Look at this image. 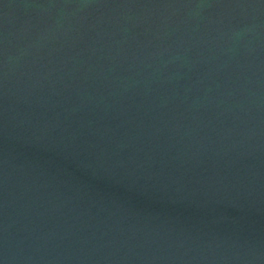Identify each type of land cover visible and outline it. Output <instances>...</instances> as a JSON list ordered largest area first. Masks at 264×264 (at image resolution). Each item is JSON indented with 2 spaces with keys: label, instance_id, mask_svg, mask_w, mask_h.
I'll return each mask as SVG.
<instances>
[{
  "label": "water",
  "instance_id": "95a60500",
  "mask_svg": "<svg viewBox=\"0 0 264 264\" xmlns=\"http://www.w3.org/2000/svg\"><path fill=\"white\" fill-rule=\"evenodd\" d=\"M0 264H264V0H0Z\"/></svg>",
  "mask_w": 264,
  "mask_h": 264
}]
</instances>
